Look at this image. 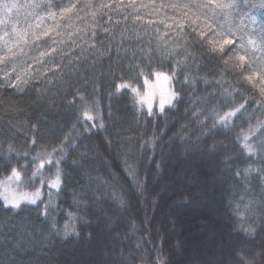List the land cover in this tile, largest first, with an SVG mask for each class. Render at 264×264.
<instances>
[{"label": "trees", "instance_id": "1", "mask_svg": "<svg viewBox=\"0 0 264 264\" xmlns=\"http://www.w3.org/2000/svg\"><path fill=\"white\" fill-rule=\"evenodd\" d=\"M30 2L18 0L17 4ZM91 2L113 5L110 10H103L106 15L97 16L99 23L95 27L90 14L85 12L81 13L83 21L74 20L72 27L66 26L65 20H58L61 35L57 39L63 42L61 47L70 52L71 62L69 56H64L63 60L57 56L52 71L45 76L19 90L7 84L0 88V95L16 101L23 109L12 112L0 108V181L10 176L12 167L19 169L23 179L28 180L37 166L38 161L33 159L37 153L44 150L51 153L53 148L61 146L65 149L59 164L62 176L59 190L49 191L46 184L36 204L22 201L19 208H12L0 198V264H81L86 248L90 254L99 247L101 251L106 247V254L113 255L100 264H183L185 259L172 258L175 251L183 242L200 247L213 222L207 217L188 222L187 213L172 216V223L178 221L181 233L168 235L167 212L172 206L176 210L183 209L200 199L207 201L210 196L217 197L219 193V209H222L233 253L223 264H231L233 260L236 264H264V153L249 155L242 150L240 138V134L250 126L255 127L257 121H264L258 90L243 81L238 82L237 75L231 71L222 72L221 61L202 52L195 34L186 40L172 31L163 36L164 25H148L149 20L163 19L165 12L171 16L172 9L167 5L173 0H135L140 20H135L136 13L127 7L129 0ZM51 3L52 10L58 11L56 6L61 0H51ZM150 3L157 5L156 10L147 7ZM247 3L257 7L249 8L241 0L240 12L251 13L257 22L252 25L244 18V23L247 29L258 30L264 23V9L259 7L260 0H247ZM116 4L121 6L117 8ZM141 4L146 7H139ZM160 5L165 8L160 9ZM88 11H96V8ZM36 12L47 17L41 9ZM15 13L17 11L13 10L11 14L13 21L4 26L9 31L13 24L25 29L29 23L33 26L30 31H38L37 21L32 16L25 23L24 12L18 13L21 16L18 19ZM109 15L110 23L107 22ZM235 19L238 23L241 16L238 14ZM51 24L52 21L46 19L41 27ZM104 27H109L110 31L104 32ZM92 31L96 32L95 37ZM185 31L189 30L185 28ZM161 36L168 41L178 40L195 53V57L188 58L184 72L178 73V79L172 82L171 87L179 93L172 105L166 104L164 112H160L157 91L149 114L147 104L141 106L129 89L118 86L132 83L142 92L147 91L142 80H131L134 72L129 65L144 66L149 59L146 54L149 49L153 67L158 70L172 67L168 61L161 63L155 51L157 38ZM25 53L27 55L17 57L18 65L29 56L38 55L35 49L29 51L28 47ZM185 75L187 80H184ZM168 87L166 84L165 88ZM234 88L239 91L226 97L225 90L231 92ZM245 100L246 113L238 114L233 120L239 127L211 129L209 108L227 111ZM85 107L91 109L93 121L83 118ZM197 112L202 114L197 117L194 115ZM205 124L209 127H204ZM33 138L35 144L31 142ZM9 146L13 148L11 153ZM54 155L58 156V152ZM201 158L200 174L195 169L184 170L186 165L191 162L193 165L195 159ZM210 163L214 166L209 176L214 172L217 177L213 178L214 184L209 190L210 183L205 182L204 186L198 183L199 176L207 174ZM49 167L45 163L41 170L45 177L54 172V169L50 172ZM247 168L258 171L245 172ZM130 171L135 172V177L129 175ZM5 186L33 192L39 180L19 187L13 181L0 185V191ZM162 186L168 191L160 195ZM66 223L74 224L75 232L65 235ZM104 227L106 239L100 241L96 234ZM249 228L254 231L249 232Z\"/></svg>", "mask_w": 264, "mask_h": 264}, {"label": "snow or ice", "instance_id": "2", "mask_svg": "<svg viewBox=\"0 0 264 264\" xmlns=\"http://www.w3.org/2000/svg\"><path fill=\"white\" fill-rule=\"evenodd\" d=\"M242 2L249 8L257 7L255 4L247 3V0H242ZM120 6L121 4L115 5L117 8ZM56 7L59 10L53 11L51 0H32V2L22 6L16 2L6 3L4 0H0V33H2L0 34V74L3 75V82L0 83V88L7 84L9 87H16L19 90L31 81L45 76L47 72L52 71V65L55 64L57 56L61 60H63L64 56H69L71 62L70 52L66 48L61 47L63 42L57 39L61 35L59 31L61 24L58 20H65L66 26L72 27L74 20L83 21L84 17L81 16V13L85 12L90 14L94 22L93 27H95L99 23L97 16L103 17L106 15L103 10L106 8L110 10L113 5L106 3L93 5L91 0H85L84 3H81V0H67V3L61 0V3ZM94 7L96 11L89 13L88 10ZM127 7H130L133 13H136L134 15L135 20L142 19L137 12L135 0H129ZM139 7L146 6L141 4ZM147 7L156 10L157 5L150 3ZM259 7L264 9V0H260ZM159 8L164 9L165 6L160 5ZM167 8L172 9L173 14L171 16H168L165 12L163 19L158 21L149 20L147 22L148 25L155 26L157 23L164 25L163 36H167L168 32L172 31L176 36L186 40L188 36L195 34L196 42L202 52L221 61L222 72L231 71L237 75L238 82L243 81L250 84L253 89L258 90L261 108L264 109V23H261L258 30L255 27L247 29L244 18H247L252 25H255L257 21L251 13L240 12L241 0H183V2L181 0H173L172 3L167 5ZM14 9L17 13L24 12L25 23H28L27 18L32 16L37 21L35 28L38 31H30L33 27L30 23L25 29H18L15 24L12 25L10 31L4 27L6 23L13 21L14 18L11 14ZM37 9L46 12L47 17L36 12ZM238 14L241 19L237 23L235 18ZM46 19H50L52 24L42 28L41 24ZM110 21L111 16L109 15L107 22L110 23ZM185 28L189 31L186 32ZM102 30L107 33L110 28L104 27ZM154 30L158 31L155 27ZM74 31L78 32L79 29H74ZM91 35L95 37L96 32L92 31ZM136 36L139 38V33ZM42 40L43 43H40ZM72 43L75 45L76 41L73 40ZM25 47H28L29 51L35 49L38 55L29 56L27 61H22L18 65L17 57L27 55ZM151 51L149 49L148 53H146L149 55V59L144 66L140 64L129 65L134 72L131 80H142V84L147 88V91L142 92L139 87L132 83H121L118 86L120 89H129L133 94V99L141 106L147 104L149 114L152 112L153 100L157 95V91L159 93L160 112H164L166 104L172 105L173 101L179 96V93L171 87L172 82L178 79V73L184 72L188 58L195 57V53L190 52L189 48L186 45H181L178 40L168 41L164 40L162 36L158 37L155 51L158 53L161 63L168 61L172 65L168 69L158 70L152 66ZM45 57H49V59L45 60ZM34 65L39 67L34 68ZM187 79L188 77L185 75L184 80ZM166 84L169 85L168 88H165ZM238 91L235 88L231 92L226 89L224 94L226 97H230L234 92ZM80 99L84 100V97L80 96ZM245 103H247V100L239 105H233L227 111H220L218 107L209 108L208 114L211 116V129L233 130L235 127H239V125L233 124V120L238 118V114L243 116L246 113ZM0 108H6L12 112L23 111L16 101L6 99L2 95H0ZM201 114L200 112L194 113L197 117ZM82 116L86 121L94 120L90 108L85 107L82 110ZM32 127L35 128L36 125ZM204 127L209 126L205 124ZM240 138L242 150L249 155L254 156L257 152L264 153V121H257L255 127L250 126L246 131H243L240 134ZM31 142L35 144L36 139L33 138ZM8 151L11 153L13 148L9 146ZM57 152L58 156L54 155ZM64 155L65 149L63 146L59 149L53 148L51 153L47 152V150L37 153L33 159L38 161V163L28 180L23 179V173L19 169L12 167L10 176L5 181H0V185H9L14 181L19 187L20 184L35 183L39 180V186L33 192L17 191L16 188L10 189L5 186L4 190L0 191V198L12 208H19L22 201L36 204L37 200L41 198V189L46 184L49 191L51 189L59 190L62 183L59 164ZM45 163L50 166V172L54 169L51 176L45 177L44 172L41 171L44 169ZM252 171L258 170L245 169V172ZM129 175L135 177L136 174L134 171H130ZM133 183H136L135 179H133ZM120 203H124L123 198H120ZM69 217L73 220L75 219L72 213H69ZM63 231L65 235H68L69 232H75V225L66 223ZM248 231L252 232L254 229L249 228Z\"/></svg>", "mask_w": 264, "mask_h": 264}, {"label": "rangeland", "instance_id": "3", "mask_svg": "<svg viewBox=\"0 0 264 264\" xmlns=\"http://www.w3.org/2000/svg\"><path fill=\"white\" fill-rule=\"evenodd\" d=\"M18 0H4V2L6 3H11V2H16L17 3ZM32 2V0H31ZM15 11V9H14ZM21 13V12H20ZM16 16L21 17L20 14L15 13ZM6 25H9V23H6ZM201 164H203V158L199 159H195V162L193 161V165L192 162L189 165H186L184 170L187 172L190 171H197L199 173V170L201 169ZM213 163H210L209 165H207V168L209 169L207 174L203 177H201V175L199 176V185L204 186V183L207 182L210 183L209 190L212 189L213 184H214V180L213 178H216L217 175L212 174V176H209V172L211 171V169L213 168V166L211 165ZM200 174V173H199ZM220 178V176H218ZM165 185V184H164ZM167 187L166 186H162L161 190H160V195L166 194L167 193ZM200 195L197 193V196ZM221 201V195L220 193L217 195V197L215 195L210 196L209 200L207 201H203V199H200L199 202L197 203H191L189 206L183 208V209H173V206L171 207L170 211L167 212V220H169V224L166 230L168 232V235L170 233H176L178 235V233H181V230L179 229V224L178 221L175 220V225L172 223V216L174 217H179L181 216L183 213L186 214L188 217H190L188 219V222L195 220L198 221L200 218L203 217H207L209 219L212 220L213 222V226L211 227V229H209V233H206L204 235V241L202 243V245H200V247H197L195 245V247L193 246H188L186 242L182 243V247L178 250L175 251V254L173 255V259L175 260H184L185 262L183 264H223L224 260L226 257H229V254H233L232 253V247L230 248V242L228 240L229 236L228 233L226 232L227 228L225 225V219L223 217V213H222V209H219V202ZM178 201H176L175 203H177ZM174 205V204H172ZM219 209V210H218ZM187 222V223H188ZM202 227V226H201ZM106 228H102L101 231H99L96 235L97 238H99V240L101 241L102 239H106V236L104 234V230ZM175 234V236H176ZM171 235V234H170ZM176 245V244H175ZM234 244H232L233 246ZM101 246V245H100ZM106 247H104V251L102 249V247H99V249H95L94 253H90L88 254L89 250L86 248L84 256L82 257L83 259H80L82 261L81 264H100L102 263V261L105 262L106 259L109 258V256H111V254H106ZM189 248V252H186V249ZM188 253V254H187ZM188 255V256H187ZM187 256V257H186ZM233 256V255H232ZM264 256V254H263ZM113 257V255L111 256ZM186 259H188V261H186ZM234 262H232L231 264H236L235 260H233ZM76 262H77V258H76ZM77 264V263H75Z\"/></svg>", "mask_w": 264, "mask_h": 264}]
</instances>
